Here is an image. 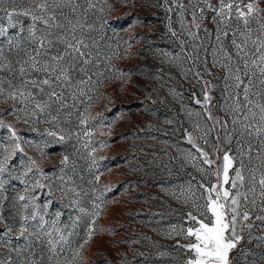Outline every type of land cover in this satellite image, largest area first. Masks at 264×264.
Returning a JSON list of instances; mask_svg holds the SVG:
<instances>
[{
	"label": "rangeland",
	"instance_id": "374dc122",
	"mask_svg": "<svg viewBox=\"0 0 264 264\" xmlns=\"http://www.w3.org/2000/svg\"><path fill=\"white\" fill-rule=\"evenodd\" d=\"M163 2L106 0L111 11L105 7L102 13H87L89 23H95V30L91 32L95 44L91 50L94 59L98 54L100 67L95 71L103 72V82L95 86L82 85L86 95L76 99L75 108L60 110L55 122H47L57 115L55 110L47 118L41 115L37 120L25 114L24 105L19 100L0 102L4 124L13 126L24 148L21 153L24 157L17 153L10 159L9 171L4 175L3 188H0V215L6 218L0 223V242L10 238L11 247L16 249L0 248V254L11 256L14 264H56L57 260L71 255L69 248L74 251L83 242L89 228L99 231L84 245L83 264H183L186 259L183 250L176 248V243L177 240L182 244L187 241L176 236L173 230L179 231L191 223L186 217L192 206L191 200L186 201L188 190L190 188L199 196L203 191L198 188L201 182L206 185L216 182L215 176L208 177L200 170H207L208 165L202 163V158L188 142V134L199 147L210 153V158L216 162L213 170L222 164L218 157L225 149L235 156L239 145L235 140L231 145L219 144L216 139L218 126L207 131L204 119L196 115L203 109L193 99L194 93L202 99L201 85L192 74L185 76L191 61L179 58L182 48L190 55L193 53L192 43L200 45L204 42L210 61L214 37L205 38L201 31L202 39L193 42L185 34L183 39L189 43L182 44L168 30L171 23L173 30L180 32L179 13H168ZM182 2L188 4L189 0ZM80 3L83 4L84 0ZM97 3L104 5L105 0H97ZM157 4L161 6L156 7ZM260 7L264 8V3ZM212 15L206 13L204 22L210 33L215 29ZM187 19L190 20V16ZM165 53L172 55L165 56ZM8 54L12 71L6 70L7 62L0 65V83L5 89L10 83H19L20 64L17 61L26 59L23 53L15 50ZM105 56L111 57V63ZM200 58H205L203 51ZM197 67L202 69L199 64ZM117 72L127 75H115ZM213 72L216 79L204 77L215 84L210 92V107L218 118L230 119L224 111L216 110V107H225V92L224 82L219 79L223 73L219 69H213ZM72 75L77 80L83 76L76 71ZM67 103L71 106L72 100L69 98ZM87 105H91L85 114L88 123L80 125L76 111H83ZM26 119L28 123H24ZM169 120L173 122L167 123ZM48 131L64 133L55 136L58 141L48 136ZM205 131L207 143L200 138ZM86 132L92 134L86 135ZM9 135L7 128H0V142H8ZM60 136L65 139L61 140ZM85 141H88L87 146ZM100 144L107 146L100 147ZM214 145L220 148L219 152ZM93 148L95 151L90 156ZM193 155L197 159H192ZM64 156L69 158L67 164L62 163ZM28 157L37 161L35 177L33 173L25 175L30 163ZM93 159L95 165L91 164ZM101 173L99 181H95V176ZM230 175H234L231 170ZM31 178L39 179L47 186L25 192L22 181L31 184ZM65 181L81 192L80 206L91 210L93 204L102 205L101 215L94 225L92 217L87 215L77 220L80 214L76 207H67L68 199H61L59 191L49 193L50 189L64 185ZM21 194L37 197L33 203L41 206L40 211L46 207V220L55 219L56 212L61 213L57 227L65 234L71 233L67 236L68 243L63 245V254L54 256L49 251L47 237L41 240L34 236L28 240L18 238L22 216L32 211L31 205L28 209L21 206L24 203L18 200ZM35 223L28 222L29 231H34L31 225ZM6 226H11L13 231L8 233ZM252 232L250 240L241 242L243 252L236 257L237 264H264V243L260 240L264 231L254 227Z\"/></svg>",
	"mask_w": 264,
	"mask_h": 264
},
{
	"label": "snow or ice",
	"instance_id": "6c2138e0",
	"mask_svg": "<svg viewBox=\"0 0 264 264\" xmlns=\"http://www.w3.org/2000/svg\"><path fill=\"white\" fill-rule=\"evenodd\" d=\"M261 3L264 0H216L215 3L214 0H189L188 4L182 0L163 2L168 13H179L180 32L173 30L171 23L168 30L182 44L189 43L183 39L185 34L193 42L202 39L201 31L205 38L214 37L215 44L211 48L210 61L207 59L208 49L204 42L200 45L192 43L193 53L190 55L182 48L179 58L191 61V67L185 72V76L192 74L201 85L202 99L197 98L195 93L193 99L203 109V112H197L196 115L204 119L207 131L218 126L216 139L219 144L231 145L235 140L239 145L235 156L225 149L218 157L222 164L216 165L213 170L216 162L210 158V153L199 147L193 136L188 134V142L202 158V163L208 165L207 170H200L208 177L215 176L216 182L207 185L201 182L198 188L203 191L199 196L190 188L188 190L186 201L191 200L192 206L186 217L191 223L179 231L173 230L176 236L187 241L182 244L177 240L176 243V248L182 249L186 256L183 264H237L236 257L243 252L241 242L251 239L254 227L264 231V8L260 7ZM105 7L112 10L106 0L104 5L98 4L97 0H84L83 4L80 0H0V65L7 62L6 70L13 69L5 47L9 53L15 50L26 57L22 62L17 61L20 64L19 83H10L8 89L0 83V102L8 99L19 100L24 105L22 110L25 114L36 117L37 120L41 115L47 118L55 110L57 115H53L52 120L47 121L49 123L58 119L60 110L75 108L76 99L86 95L82 85L95 86L103 82V72L95 71L100 67L98 54L94 59L91 50L95 44V38L91 36L95 23H89L86 16L90 11L102 13ZM208 12L213 14L211 22L215 29L212 33L204 27ZM189 16L190 20L187 19ZM168 19L171 20V17ZM202 51L205 53L204 59L200 58ZM105 59L111 63V57L105 56ZM213 69H219L223 73L219 79L224 82L225 92V107H216V110L224 111L230 119L218 118L210 107V92L215 84L204 77L216 79ZM74 71L82 73L83 76L77 80L72 75ZM34 73L42 75H33ZM115 75L127 73L117 72ZM93 76H96L95 81ZM69 98L72 100L71 106L67 103ZM90 107L91 105L85 106L83 111L77 109L76 116L80 125L88 123L85 114ZM71 114L69 110L68 115ZM208 121L212 123L208 125ZM172 122L167 121L169 124ZM24 123H28L27 119ZM199 127L198 124L197 128ZM0 128H7L10 134L8 142H0V188H3L10 159L17 153H23L24 148L19 142L20 135L11 124H4L3 116H0ZM207 131L200 137L205 139V143ZM91 134L86 132V135ZM47 135L55 137L57 132L48 131ZM60 139L65 137L60 136ZM87 143L85 141V146ZM105 146L107 145L100 144V147ZM214 147L217 152L220 151L218 146ZM94 151L93 148L89 155ZM68 159L64 156L62 163L67 164ZM192 159L197 157L193 155ZM28 161L30 163L26 166L25 175L33 173L35 177L37 161L31 157H28ZM91 164L95 165L96 160L93 159ZM230 170L234 175H230ZM100 175L102 173L95 176V181H99ZM22 183H25L24 191L27 193L47 186L35 178L31 184L24 181ZM53 191H59L61 199H68L67 207H76L80 214L77 220L87 215L92 217L91 223L94 225L100 217L102 205L93 204L91 210L80 206L81 192L77 187L69 186L68 181L56 189H50L49 193ZM36 199L31 194L18 196V200L24 202L21 205L23 208L28 209L30 205L32 207L30 213L22 216L23 223L18 228V238L28 240L34 236L36 240H41L42 237H47L49 251L54 256H59L64 253L63 245L68 243L67 236L71 233L65 234L62 228L57 227L60 212L55 213V219L46 220V207L40 211L41 206L33 203ZM5 219L0 215V223ZM29 221H36L31 225L34 231H29ZM6 231L11 233L13 229L6 226ZM97 231L99 230L89 228L83 242L74 251L69 248L71 255L57 260L56 264H83L84 245ZM260 240L264 243V236ZM58 244L61 246L57 247ZM0 248L16 251L11 247L10 238L0 242ZM0 264H14V261L11 256L0 254Z\"/></svg>",
	"mask_w": 264,
	"mask_h": 264
},
{
	"label": "trees",
	"instance_id": "16d2710c",
	"mask_svg": "<svg viewBox=\"0 0 264 264\" xmlns=\"http://www.w3.org/2000/svg\"><path fill=\"white\" fill-rule=\"evenodd\" d=\"M25 23H27V20H25ZM6 48V47H5ZM6 54L8 55V58H9V54H8V52L6 51ZM64 133V131H57V134H60V135H62ZM54 139H56V140H58L59 141V139L57 138V137H54ZM19 155H21L22 157H24L21 153H18ZM31 180V182L33 181V178H31L30 179Z\"/></svg>",
	"mask_w": 264,
	"mask_h": 264
}]
</instances>
